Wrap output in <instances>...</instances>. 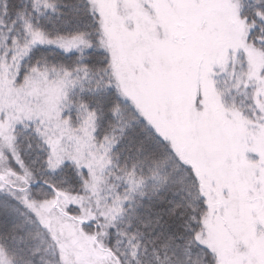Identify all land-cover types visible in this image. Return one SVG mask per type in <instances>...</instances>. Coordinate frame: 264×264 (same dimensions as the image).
<instances>
[{"label":"snow or ice","instance_id":"1","mask_svg":"<svg viewBox=\"0 0 264 264\" xmlns=\"http://www.w3.org/2000/svg\"><path fill=\"white\" fill-rule=\"evenodd\" d=\"M0 264H264V0H0Z\"/></svg>","mask_w":264,"mask_h":264}]
</instances>
